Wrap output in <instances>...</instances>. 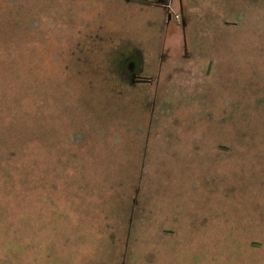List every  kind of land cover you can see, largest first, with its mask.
Returning <instances> with one entry per match:
<instances>
[{"label":"rangeland","instance_id":"rangeland-1","mask_svg":"<svg viewBox=\"0 0 264 264\" xmlns=\"http://www.w3.org/2000/svg\"><path fill=\"white\" fill-rule=\"evenodd\" d=\"M0 264H264V0H0Z\"/></svg>","mask_w":264,"mask_h":264},{"label":"built area","instance_id":"built-area-1","mask_svg":"<svg viewBox=\"0 0 264 264\" xmlns=\"http://www.w3.org/2000/svg\"><path fill=\"white\" fill-rule=\"evenodd\" d=\"M176 18H178V16H176Z\"/></svg>","mask_w":264,"mask_h":264}]
</instances>
